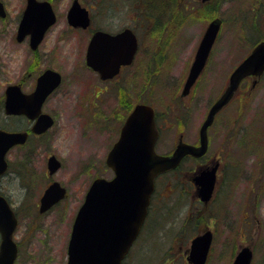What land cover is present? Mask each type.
Masks as SVG:
<instances>
[{"label": "rangeland", "instance_id": "1", "mask_svg": "<svg viewBox=\"0 0 264 264\" xmlns=\"http://www.w3.org/2000/svg\"><path fill=\"white\" fill-rule=\"evenodd\" d=\"M8 1L14 4V0ZM183 1L186 8L179 10L182 0H150L151 34L155 33L157 41L160 40L152 45L150 56L137 61L131 82L134 100L147 99L153 103L163 113L161 120L168 123L158 146L160 152L172 150L176 143V96L192 59L189 52L207 22L214 16L222 19L208 71H204L196 86L195 100L201 110L190 118L191 129L200 120L205 104L223 90L233 67L264 34V0H213L208 12L203 11V2H196L199 0ZM163 10L166 12L161 15ZM160 18L166 28L157 33ZM183 41L184 46L180 45ZM157 59L167 61L161 71L157 69ZM170 61H177L171 72ZM249 85L250 81L242 85L215 125L211 151L222 150L221 170L225 165V171L212 200L203 207L186 183L181 184L183 192L177 184L169 193L172 185H167L169 194L154 197L149 218L123 264H188L190 238L206 227L213 232L207 264H231L243 245H249L253 251L251 264H264V74L252 91ZM245 92L248 94L240 103ZM116 112L111 125L101 123L99 113L84 104L58 109L54 112L56 123L34 146L38 149L36 154L13 150L7 155L10 167L0 184L21 217L14 235L19 241L15 264H66L69 228L82 203L84 189L96 176L113 175L104 160L116 140L114 129L119 119ZM50 154L61 162L53 177L67 187L68 196L59 206L40 215L34 207L47 184L46 163ZM15 170L20 179L12 176ZM185 178L182 176L181 182ZM162 179L160 176L158 181ZM163 182L167 181L157 185L159 190Z\"/></svg>", "mask_w": 264, "mask_h": 264}, {"label": "flooded vegetation", "instance_id": "2", "mask_svg": "<svg viewBox=\"0 0 264 264\" xmlns=\"http://www.w3.org/2000/svg\"><path fill=\"white\" fill-rule=\"evenodd\" d=\"M13 2L14 4L8 0H0V78H2L0 83H3V86H0V130L9 133L19 132L24 134L25 139L21 143L13 144L7 150L5 154L7 167L0 173V180L9 171L10 162L7 159V155L10 151H21L32 155L37 153L38 149L34 148V146L37 144L36 142L43 140L47 136V133L56 123L54 112L58 109L78 107L84 104L96 111V114L99 113L97 116H99L101 123L109 122L111 125L115 115L114 112L118 110L116 112V115L119 117L118 125L114 129L117 139L122 124L134 106L139 103H149L147 99L134 100V86L131 82L132 80L134 81L137 61L142 62L150 56L152 45L160 40L159 38L157 41L155 33L151 34L150 0H14ZM196 2L202 3L203 1L199 0ZM203 3L205 5L203 8L205 9L204 12H208L209 7L213 5L214 1L207 0ZM182 7L186 8L182 5L179 10L183 9ZM164 12L166 10L161 11V15ZM191 18H193V15H191ZM163 22L164 19L160 18V26L156 30L157 33L166 28L162 27ZM205 27L189 52L192 59L184 74L180 92L176 96L178 99V113L175 108L177 129L174 147L179 144L182 145L183 142L195 146L200 144L201 127L214 101L205 104L206 107L203 109L200 120L191 129V123L188 124L190 118L192 119L195 113L199 114L201 110L198 108L200 103H198V100H195L196 86L199 79H202L204 76V71L207 70L209 57L216 41L210 49L207 61L199 77L189 88V91L182 95L181 89L197 53ZM96 33L113 38L111 40L109 37H106L103 41L95 44L94 57L100 67L111 65L107 63V60L116 59L120 61L124 58L128 49L127 44L132 42L126 41L127 39L133 37L136 44L130 62L120 63L117 72L106 79L101 77L100 71L92 68L87 63L88 47ZM142 40L144 41L142 42ZM180 45L184 46L186 43L183 41ZM155 55H157V52ZM157 60L159 61L157 69L161 71L162 64L167 61L165 59ZM176 62H168L169 72L176 65ZM252 79V76H248L243 79V82H251ZM39 89L41 92H46L45 95L39 93ZM229 103L214 115L212 122L206 127V150L200 155L184 154L176 167L177 173L180 175L179 178L181 179L182 176H185V179L188 180L178 182V184L186 183L187 188L194 193L196 200L199 202L201 201L197 195V187L193 181L194 177L202 169L215 166L216 179L213 198L222 173L225 171V165L224 169L222 168L221 170L222 150L217 149L212 152L211 141L215 125L218 123L221 115L225 113L224 111ZM7 107L18 108L20 109V113H7ZM152 108L154 110V123L158 131L155 150H159L158 146L161 138L165 135V131L168 130V123L161 120V115H163L161 111H157L154 105ZM178 114H182V116L180 117ZM47 115L52 118V125L50 127L44 126ZM120 117L122 118L121 120ZM8 121L13 122L7 124ZM169 125L172 126L173 124ZM189 139H193V141H187ZM51 155L55 154H50L49 156ZM199 160L205 163L199 164ZM184 166H187V168ZM59 168L52 174H49L46 163L45 177L47 175V184L45 188L50 183L58 181L65 187L66 196L46 211L40 212L39 199L42 191L38 195L37 209L34 207V210H37V213L40 215L59 206L68 196L67 187L53 177ZM12 176L15 179H20L18 170H15ZM162 184L163 187L160 190L155 187L149 207L155 196L165 197L173 191V189H169V193H166L165 187L172 185L171 181L163 182ZM20 186H22L21 183ZM87 188L83 191V200ZM180 189L182 192L184 191L183 187ZM0 195L8 201L17 218V225L13 232L14 239L19 222H21L20 213L18 208L12 205L11 199L3 187L1 188V184ZM37 213L36 215H38ZM72 222L69 228L68 239ZM14 241L19 253V241L16 239ZM16 260L17 257L14 264Z\"/></svg>", "mask_w": 264, "mask_h": 264}, {"label": "water", "instance_id": "3", "mask_svg": "<svg viewBox=\"0 0 264 264\" xmlns=\"http://www.w3.org/2000/svg\"><path fill=\"white\" fill-rule=\"evenodd\" d=\"M219 27V18H214L207 25L189 69L182 94L188 92L201 72ZM106 37L109 36L96 33L87 51L88 65L100 71L102 78L115 74L120 63H129L136 47L133 37L127 39L126 41L132 42L127 44L128 49L124 58L120 61L107 60L111 65L100 67L94 57L95 44ZM263 70L264 41H261L233 69L226 88L210 107L201 127L200 145L195 147L182 143L176 146L170 155H162L154 151L157 132L151 106L136 105L126 118L119 139L106 158V163L113 169L114 176L110 179L96 178L92 182L74 218L68 241L67 264H121L146 216L150 194L154 189L155 175L167 168L175 167L186 153L202 154L206 149V127L212 122L214 114L231 99L244 76L259 75ZM39 93L45 95L46 92H41L39 89ZM6 112L20 113V109L7 107ZM51 123L52 119L47 115L44 126H50ZM24 139V134L19 132L9 133L0 130V173L6 168L5 152L10 146L21 143ZM58 166L59 162L56 158L49 157V172L52 173ZM193 181L200 199L208 201L215 183V166L201 170ZM64 194L65 189L58 182L51 183L40 197L39 211L48 209ZM15 226L16 217L0 195V264H13L16 244L12 240V232ZM211 241L212 232L209 229L193 237L187 256L188 262L205 264ZM251 257V249L243 246L235 255L232 264H250Z\"/></svg>", "mask_w": 264, "mask_h": 264}, {"label": "trees", "instance_id": "4", "mask_svg": "<svg viewBox=\"0 0 264 264\" xmlns=\"http://www.w3.org/2000/svg\"><path fill=\"white\" fill-rule=\"evenodd\" d=\"M261 39H264V34H263V36H262V38H261ZM255 41H256V40H255ZM199 231H200V230H199ZM199 231H198V232H199ZM198 232H197V233H198Z\"/></svg>", "mask_w": 264, "mask_h": 264}]
</instances>
